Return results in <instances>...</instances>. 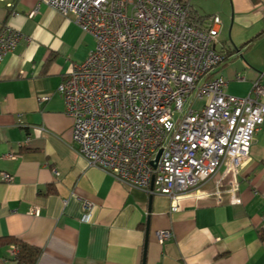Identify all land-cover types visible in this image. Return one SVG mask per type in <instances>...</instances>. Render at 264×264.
<instances>
[{"label": "crops", "instance_id": "obj_1", "mask_svg": "<svg viewBox=\"0 0 264 264\" xmlns=\"http://www.w3.org/2000/svg\"><path fill=\"white\" fill-rule=\"evenodd\" d=\"M36 2L0 0V29L23 35L0 61V239L40 248L36 264H264V123L239 170L220 168L171 210L168 196L126 185L76 151L57 87L95 40L46 4L30 14ZM188 2L220 18L226 92L246 96L255 81L264 85V0ZM161 230L171 237L160 242ZM11 245L0 242V264H19Z\"/></svg>", "mask_w": 264, "mask_h": 264}, {"label": "built area", "instance_id": "obj_2", "mask_svg": "<svg viewBox=\"0 0 264 264\" xmlns=\"http://www.w3.org/2000/svg\"><path fill=\"white\" fill-rule=\"evenodd\" d=\"M40 4L71 15L95 40L57 87L72 118V143L90 165L168 196L175 211L183 195L220 168L224 175L246 162L264 123V85L255 81L246 96L226 92L219 73L226 55L215 48L217 15L197 14L188 0H37L30 14ZM22 38L1 27L0 61ZM197 101L203 103L195 108ZM228 191L237 202L236 180ZM171 235L161 230L158 240Z\"/></svg>", "mask_w": 264, "mask_h": 264}, {"label": "trees", "instance_id": "obj_3", "mask_svg": "<svg viewBox=\"0 0 264 264\" xmlns=\"http://www.w3.org/2000/svg\"><path fill=\"white\" fill-rule=\"evenodd\" d=\"M12 244L16 248L13 258L19 264H36L40 255V248L30 245L16 237L7 236L0 239V242Z\"/></svg>", "mask_w": 264, "mask_h": 264}, {"label": "rangeland", "instance_id": "obj_4", "mask_svg": "<svg viewBox=\"0 0 264 264\" xmlns=\"http://www.w3.org/2000/svg\"><path fill=\"white\" fill-rule=\"evenodd\" d=\"M202 103H203L202 101H197V102L195 103V108L200 107V105H201Z\"/></svg>", "mask_w": 264, "mask_h": 264}, {"label": "water", "instance_id": "obj_5", "mask_svg": "<svg viewBox=\"0 0 264 264\" xmlns=\"http://www.w3.org/2000/svg\"><path fill=\"white\" fill-rule=\"evenodd\" d=\"M159 154H160V151L157 153L156 158H155V161L157 160ZM153 165H154V163H153Z\"/></svg>", "mask_w": 264, "mask_h": 264}]
</instances>
